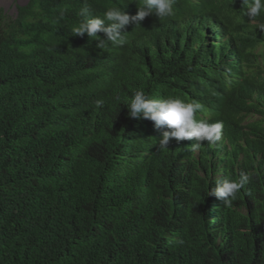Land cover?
I'll list each match as a JSON object with an SVG mask.
<instances>
[{
  "label": "trees",
  "instance_id": "1",
  "mask_svg": "<svg viewBox=\"0 0 264 264\" xmlns=\"http://www.w3.org/2000/svg\"><path fill=\"white\" fill-rule=\"evenodd\" d=\"M141 3L87 0L99 17ZM84 5L0 7V264H264V50L253 47L264 11L252 23L245 0H174L173 16L151 14L122 30L123 46L101 49L70 31ZM229 56L240 60L230 75L205 80L207 63ZM136 91L208 108L256 93L259 118L242 132L210 114L245 146L227 135L213 150L174 138L159 149L167 129L128 115ZM242 172L230 203L207 195Z\"/></svg>",
  "mask_w": 264,
  "mask_h": 264
},
{
  "label": "clouds",
  "instance_id": "2",
  "mask_svg": "<svg viewBox=\"0 0 264 264\" xmlns=\"http://www.w3.org/2000/svg\"><path fill=\"white\" fill-rule=\"evenodd\" d=\"M174 0H142L140 6L135 15H129L123 8L109 7L105 10L102 17L93 16L91 14V9L87 5V0H85V5L80 9V15L83 19L76 25L72 26L70 31L72 34L87 36L90 39H96L99 41L98 47L103 48L106 43L112 45L123 46L127 41L123 36L126 26L130 24H139L145 17L155 14L158 19H165L174 15L173 10ZM248 5L246 8V15L252 19L258 17L262 11H264V0H245ZM100 33L104 36L101 38ZM217 44H223L227 42V38H219L216 40ZM232 49H237L236 40L229 43ZM253 47H257L259 50H264V41L255 43ZM251 47V49L253 48ZM230 58L210 60L207 63V68H209V74L205 76V80L209 81L214 73L217 72L219 66L217 61L220 63V70L222 74L230 75L228 67L230 65ZM234 61H240L236 56L233 58ZM244 98L233 102L229 101L228 107L224 108H208L205 107L203 101L199 98L195 102H186L180 98H163V99H152L147 96L143 91H136L130 103H127L128 115L135 119H147L153 122V126L156 129H167L163 131L162 137L159 139V149H167L169 141L171 139H176L177 141L188 140L189 145L195 153L199 152L201 147L204 150H213L217 145L222 142H226V137L231 140H235L238 144L243 143L246 145L245 137H239L237 135H232L225 129L224 123L222 121L217 123H208L210 114L217 113L218 117H223L225 114L230 119H232L239 127L246 131L248 129V123L254 116L259 118V115L253 113L251 108H249L250 101H257L258 95L256 93L251 97L250 92L243 96ZM116 101H120L119 95L114 98ZM97 105L103 104L102 100H98ZM205 112H202V109ZM205 116V117H204ZM251 136V134H250ZM249 136V137H250ZM156 141V140H155ZM157 143V141H156ZM223 147V146H222ZM216 149V148H215ZM262 154H257L258 156H263ZM262 158L256 160L260 161ZM250 179V174L246 172L240 173L238 180H233L225 178L218 180L216 186L210 189L207 195H214L217 199L223 200L224 203H230L237 196V193L248 183ZM176 244H183L182 239H177Z\"/></svg>",
  "mask_w": 264,
  "mask_h": 264
},
{
  "label": "rangeland",
  "instance_id": "3",
  "mask_svg": "<svg viewBox=\"0 0 264 264\" xmlns=\"http://www.w3.org/2000/svg\"><path fill=\"white\" fill-rule=\"evenodd\" d=\"M27 1L28 0H0V7H4L9 15L13 14V16H14L16 14L15 5L20 4V3L25 4ZM216 40H218V39H216ZM213 47H215V46L213 45ZM228 48H229V46H228ZM217 65L219 66V68L217 70L219 73V70L221 68H220V63L218 61H217Z\"/></svg>",
  "mask_w": 264,
  "mask_h": 264
},
{
  "label": "water",
  "instance_id": "4",
  "mask_svg": "<svg viewBox=\"0 0 264 264\" xmlns=\"http://www.w3.org/2000/svg\"><path fill=\"white\" fill-rule=\"evenodd\" d=\"M20 5H23V4L20 3ZM15 9H16V8H15Z\"/></svg>",
  "mask_w": 264,
  "mask_h": 264
}]
</instances>
